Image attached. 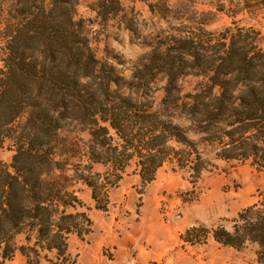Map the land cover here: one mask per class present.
<instances>
[{
    "label": "trees",
    "instance_id": "1",
    "mask_svg": "<svg viewBox=\"0 0 264 264\" xmlns=\"http://www.w3.org/2000/svg\"><path fill=\"white\" fill-rule=\"evenodd\" d=\"M9 2L7 11L0 4L6 19L0 23V149L7 138L15 148L10 169L0 164V264L13 254L18 235L25 236L19 252L26 264H62L67 237L82 235L81 219L89 223L84 213L66 212L80 207L55 178L69 167L95 201L101 185L94 165L105 168L104 191L131 163L144 184L166 162L199 174V146L264 169V50L255 32L238 26L217 35L201 27L187 31L151 47L123 77L97 58L85 22L75 19L77 0ZM97 5L106 17L121 10L118 0ZM188 76L198 82L183 93L179 82ZM157 79L163 97L155 107L150 94ZM66 125L89 134L85 164L54 156ZM233 223L231 231L215 228L214 241L236 250L255 245L264 264V190Z\"/></svg>",
    "mask_w": 264,
    "mask_h": 264
},
{
    "label": "rangeland",
    "instance_id": "2",
    "mask_svg": "<svg viewBox=\"0 0 264 264\" xmlns=\"http://www.w3.org/2000/svg\"><path fill=\"white\" fill-rule=\"evenodd\" d=\"M98 1L77 0L75 19L85 22L97 58L123 77H129L151 47L200 27L213 35L237 26L249 29L258 35L257 44L264 50V0H118L120 12L108 17L98 10ZM4 2L0 0L7 11L10 2ZM5 20L0 18V23ZM197 82L188 76L179 87L183 93L191 92ZM162 87L163 81L157 79L151 88L155 107L163 97ZM175 122L186 126L182 120ZM89 138L87 131L66 125L53 143L55 158L67 159L72 166L85 164ZM14 148L7 138L0 149V164L8 169ZM198 152L199 174L166 162L153 181L144 184L131 163L122 179L106 191L101 189L105 168L94 165V179L101 185L96 201L91 188L74 177L73 167L56 173L55 178L80 202V207L66 212L84 213L89 220H80L84 223L81 236L67 237L62 264H263L257 259V246L223 247L212 232L217 227L231 231L238 213L257 203L264 190V169L251 160L219 159L212 147L199 146ZM25 243L24 235L16 236L13 254L4 264H26L19 252ZM48 257L56 261L54 253Z\"/></svg>",
    "mask_w": 264,
    "mask_h": 264
}]
</instances>
